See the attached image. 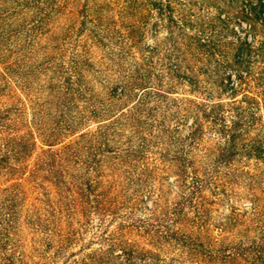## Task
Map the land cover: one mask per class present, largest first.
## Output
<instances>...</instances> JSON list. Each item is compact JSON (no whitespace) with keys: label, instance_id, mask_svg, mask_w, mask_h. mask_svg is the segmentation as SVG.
Here are the masks:
<instances>
[{"label":"trees","instance_id":"16d2710c","mask_svg":"<svg viewBox=\"0 0 264 264\" xmlns=\"http://www.w3.org/2000/svg\"><path fill=\"white\" fill-rule=\"evenodd\" d=\"M28 233L36 264H264V0H0V264Z\"/></svg>","mask_w":264,"mask_h":264},{"label":"rangeland","instance_id":"374dc122","mask_svg":"<svg viewBox=\"0 0 264 264\" xmlns=\"http://www.w3.org/2000/svg\"><path fill=\"white\" fill-rule=\"evenodd\" d=\"M101 1L102 0H96V2H101ZM81 2L82 1H79V3H81ZM146 42L153 43L154 41H153L152 38L148 37V38H146ZM237 202H238V204H243V200L242 201H237ZM30 237H31L30 233L24 234L22 236V241L25 242V244H26V250L30 251V253H31L30 257H29L30 264H36V263H38L39 260L40 261L43 260V258H39L38 257V252L36 250H33L32 248H29L30 247Z\"/></svg>","mask_w":264,"mask_h":264}]
</instances>
